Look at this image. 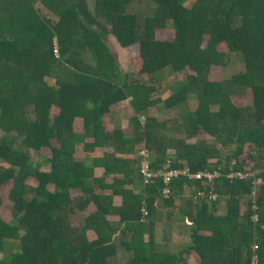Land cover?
Listing matches in <instances>:
<instances>
[{
	"label": "trees",
	"instance_id": "trees-1",
	"mask_svg": "<svg viewBox=\"0 0 264 264\" xmlns=\"http://www.w3.org/2000/svg\"><path fill=\"white\" fill-rule=\"evenodd\" d=\"M188 1L150 0L155 12L141 25L136 0H0V189L11 184L12 204L0 217V264H119L121 250L127 264H251L254 252L264 264V0ZM168 26L171 40L159 39ZM109 36L137 49L139 77L169 70L185 80L154 97L157 87L122 73ZM221 45L243 69L211 81ZM190 100L179 122L151 115ZM127 101L130 127L108 131L105 118ZM202 134L214 143H188ZM143 147L159 172L147 184ZM167 164L221 176L166 184ZM230 167L248 177L226 178ZM211 188L216 200L194 198ZM176 201L189 242L168 251L155 230Z\"/></svg>",
	"mask_w": 264,
	"mask_h": 264
},
{
	"label": "rangeland",
	"instance_id": "rangeland-1",
	"mask_svg": "<svg viewBox=\"0 0 264 264\" xmlns=\"http://www.w3.org/2000/svg\"><path fill=\"white\" fill-rule=\"evenodd\" d=\"M193 0H189L186 2V6H190L191 2ZM131 11L138 14L139 23L142 25L144 24V21L146 17L152 16L155 12V6L150 2V0H136V3L132 6ZM45 16L50 17L51 19L56 21V18L53 16H50L48 12L44 11ZM158 38L161 40H171L173 36V32L170 30V27L168 26V29L163 31L159 30L157 31ZM108 46L110 47L111 52L114 54L116 59V64L119 66L123 74L129 75L131 78L135 80H140L141 82L147 84L148 86H155L157 87L158 93L155 94L154 97H162V99H167L168 96L177 91L179 89L178 83H181L185 80L187 76V72H183L180 74H174L170 72L169 70L164 71L162 74H160L156 79L153 77H139L136 72L137 68V49H131V50H124L116 41V39L113 36H109L107 38ZM224 55H225V62L223 66H212L210 68L209 72V79L211 81H221L224 78L228 79L231 76L237 74L240 70L243 69L242 60L239 56L230 54L226 47L224 45L220 46L219 49ZM50 84H54V81H49ZM170 88V90H169ZM239 102H242L245 106H250V97L244 96ZM127 108L129 110H126L125 108H121L119 111H112V113L105 118V125L108 131H112L116 128H124L128 129L129 121L131 119L132 113L130 110V104L128 101L126 102ZM196 106V103L193 100H190L186 105H183L179 108L173 109V110H165L162 109V107L159 109L160 111H153L151 113L152 116L157 117L159 121H169V120H175L178 121L180 118L185 114L187 110H193ZM160 112V113H159ZM119 123V125H118ZM198 140H205L209 144L214 143V139L211 138L208 135H198L197 138L189 140L188 143H194ZM81 151L79 150L76 153L77 158L83 157ZM40 156V152L32 151V157L34 160H37ZM0 164H4L3 161H0ZM6 165V164H5ZM98 175H100V171L97 172ZM257 182H260V180H257ZM11 189V184L1 187L0 189V198H1V205H0V217L4 218L6 220H9L11 218V211H12V204L8 201L9 193ZM95 208L92 206L87 211L86 214H89L92 212ZM223 211V210H221ZM85 215V213H84ZM74 221L78 220V216L73 217ZM181 220V219H180ZM190 224L188 220H181L178 222V224ZM166 231V230H164ZM171 232V235L168 238L169 243L167 244L166 249L169 251L177 250L178 248H182L186 243L189 242V236L181 230V227H177L176 225L174 228L169 229ZM164 238V236H163ZM162 236H160L157 240V243H162ZM165 245V244H164ZM122 251V250H121ZM120 251V252H121ZM130 258V254L124 252L120 258H118L119 264H127L128 259ZM196 259L189 258V264H195Z\"/></svg>",
	"mask_w": 264,
	"mask_h": 264
},
{
	"label": "built area",
	"instance_id": "built-area-1",
	"mask_svg": "<svg viewBox=\"0 0 264 264\" xmlns=\"http://www.w3.org/2000/svg\"><path fill=\"white\" fill-rule=\"evenodd\" d=\"M141 156V173L143 174L144 182L151 183L155 177H158L159 172H155V170L151 169V153L150 151L143 147L141 148L139 152ZM168 169L166 171L161 172L163 175V180L166 184H170L173 178L182 176L187 178V180H200L202 183H209L212 184L215 179L221 176V172L214 170H198V171H191L188 167H182V168H175L169 166L167 164ZM225 177L228 179L237 178V179H245L248 177V172H242L240 170H235L232 167L229 168V171L226 172ZM163 193L165 196H168L170 194V190L168 187H166L163 190ZM194 198H208L211 199V201L216 200L217 195L212 191V188L209 189L208 192H205L204 190H199L196 192ZM254 249H256V245L253 246ZM253 249V250H254ZM258 257L257 254L254 252L251 256V264H257Z\"/></svg>",
	"mask_w": 264,
	"mask_h": 264
},
{
	"label": "crops",
	"instance_id": "crops-1",
	"mask_svg": "<svg viewBox=\"0 0 264 264\" xmlns=\"http://www.w3.org/2000/svg\"><path fill=\"white\" fill-rule=\"evenodd\" d=\"M129 103V102H128ZM121 108H125L126 110H129L128 108H127V105H126V102H123V103H121V104H119V105H116V106H114V107H112V111H119V110H121ZM130 112L132 113V116H133V111L132 110H130ZM118 125H119V123H118ZM120 126V125H119ZM125 128V127H124ZM100 171V174H101V172L103 171V169H99V170H97V172H99ZM97 172H96V174H97ZM98 175V174H97ZM121 200H122V198L121 197H115V203H117V204H120L121 203ZM181 200H184V199H181ZM183 202V201H182ZM174 206V205H173ZM179 206H182L181 205V202H179V201H176V204H175V206L174 207H167V209H165L166 211H167V213H166V216H167V218L163 221V222H161L162 220H160L159 222H158V224L156 225L157 226V228H156V244H157V246L159 245V247L161 248V249H164V250H167L166 249V247H167V244L169 243V240H168V238L167 237H169L170 235H171V232L169 231V229H172V228H174V226L176 225L177 227H181V230L183 231V233H185V234H187V231H186V228L185 227H183V225H186V226H188L189 224H185V223H183V224H178V222L179 221H181L178 217H179V213L177 212V208L179 207ZM95 210V209H94ZM93 210V211H94ZM176 210V211H175ZM168 215H169V217H168ZM185 220H188L187 218H185ZM161 222V223H160ZM164 230H166V231H164ZM188 235V234H187ZM89 236H90V238L91 239H94V238H96V234H95V232L94 231H92V230H90L89 231ZM160 236H162V243H157V240H158V238L160 237ZM163 236H164V238H163ZM148 238H149V236H148V234H146L145 235V240L147 241L148 240ZM165 244V245H164ZM181 248H178L177 250H180ZM176 250V251H177ZM169 251V250H168ZM124 252L123 251H121L119 254H120V256H119V258L122 256V254H123ZM190 258H193L194 259V256H190ZM196 263H197V260H196ZM195 263V264H196Z\"/></svg>",
	"mask_w": 264,
	"mask_h": 264
}]
</instances>
